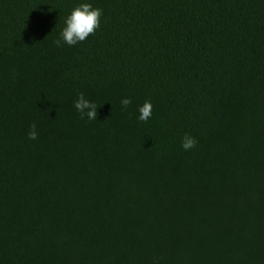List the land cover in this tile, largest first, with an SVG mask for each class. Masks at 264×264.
<instances>
[{"label":"trees","instance_id":"16d2710c","mask_svg":"<svg viewBox=\"0 0 264 264\" xmlns=\"http://www.w3.org/2000/svg\"><path fill=\"white\" fill-rule=\"evenodd\" d=\"M0 264H264V0H0Z\"/></svg>","mask_w":264,"mask_h":264},{"label":"clouds","instance_id":"9594fccd","mask_svg":"<svg viewBox=\"0 0 264 264\" xmlns=\"http://www.w3.org/2000/svg\"><path fill=\"white\" fill-rule=\"evenodd\" d=\"M103 10L96 8L90 2L79 3L67 16L65 27L60 33V38L55 41L57 46L67 44L68 46L77 45L85 41L90 34H95L96 30L101 26ZM132 103L131 98L125 97L121 100L122 106L126 109ZM75 109L80 113L81 118L87 117L88 120L97 119V105L95 102L87 99L84 93H80L78 99L74 101ZM138 119L147 122L153 115V104L151 101L139 107ZM38 130L35 124L31 126L28 138L31 140L38 139ZM197 138L186 134L183 137L181 147L184 151H190L196 147Z\"/></svg>","mask_w":264,"mask_h":264}]
</instances>
